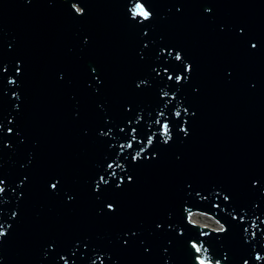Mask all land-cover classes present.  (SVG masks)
I'll use <instances>...</instances> for the list:
<instances>
[{
  "label": "water",
  "instance_id": "1",
  "mask_svg": "<svg viewBox=\"0 0 264 264\" xmlns=\"http://www.w3.org/2000/svg\"><path fill=\"white\" fill-rule=\"evenodd\" d=\"M0 189V264H264V0H0Z\"/></svg>",
  "mask_w": 264,
  "mask_h": 264
},
{
  "label": "snow or ice",
  "instance_id": "2",
  "mask_svg": "<svg viewBox=\"0 0 264 264\" xmlns=\"http://www.w3.org/2000/svg\"><path fill=\"white\" fill-rule=\"evenodd\" d=\"M208 11L210 12L211 9H208ZM134 15L139 16V17H142L143 19L147 20V19L150 18V16H151V12L148 11V9L144 6V4H138V5L136 6V10H135ZM252 47H253V48H256V45L253 44ZM179 58H180L179 55H177V59H179ZM186 70H187V71H190V70H191V65H187V66H186ZM17 71H19V68H17ZM179 78H183V77H179ZM9 131H11V129H9ZM164 132H165V135H167V132H168V126H167V125H164ZM101 179H103V177H101ZM127 179H128L129 182H130L131 179H132V177L129 176ZM56 186H57L56 183H52V184L50 185V187L53 188V189H55ZM97 188H99V185H97ZM0 191H3V189H0ZM225 199H228V197L226 196ZM107 207H108L109 209H113V206H112L111 204L107 205ZM113 210H114V209H113ZM199 250H200V249L197 248V251H199ZM200 264H205V261L202 260V261L200 262Z\"/></svg>",
  "mask_w": 264,
  "mask_h": 264
},
{
  "label": "rangeland",
  "instance_id": "3",
  "mask_svg": "<svg viewBox=\"0 0 264 264\" xmlns=\"http://www.w3.org/2000/svg\"><path fill=\"white\" fill-rule=\"evenodd\" d=\"M192 221H194L198 225H205L211 228H216L219 226V224L215 222L214 220L207 219L206 217L201 216V215H194Z\"/></svg>",
  "mask_w": 264,
  "mask_h": 264
},
{
  "label": "bare ground",
  "instance_id": "4",
  "mask_svg": "<svg viewBox=\"0 0 264 264\" xmlns=\"http://www.w3.org/2000/svg\"><path fill=\"white\" fill-rule=\"evenodd\" d=\"M193 219V218H192ZM219 228H221L220 226H218V227H216V228H214V229H219Z\"/></svg>",
  "mask_w": 264,
  "mask_h": 264
}]
</instances>
